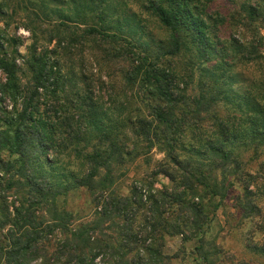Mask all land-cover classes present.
I'll list each match as a JSON object with an SVG mask.
<instances>
[{
    "label": "trees",
    "instance_id": "trees-1",
    "mask_svg": "<svg viewBox=\"0 0 264 264\" xmlns=\"http://www.w3.org/2000/svg\"><path fill=\"white\" fill-rule=\"evenodd\" d=\"M205 10L200 0L0 1V264H170L174 236L194 241L193 261L218 264L216 211L236 183L247 197L261 176L241 149L264 145L253 41L264 11L241 1L243 41L220 39ZM15 19L30 34L23 54L8 33ZM150 21L164 39H150ZM65 57L99 66L97 85L80 91ZM236 61L262 77L244 88L229 72ZM138 160L151 169L124 190ZM80 190L86 215L59 203Z\"/></svg>",
    "mask_w": 264,
    "mask_h": 264
},
{
    "label": "rangeland",
    "instance_id": "rangeland-1",
    "mask_svg": "<svg viewBox=\"0 0 264 264\" xmlns=\"http://www.w3.org/2000/svg\"><path fill=\"white\" fill-rule=\"evenodd\" d=\"M241 1L242 0H200L203 9H206L207 18H210L207 23L211 25L212 22L220 21L219 32L217 33L220 35V39L227 40L233 37L246 41L242 36V34H247L246 31H243L241 34L240 31H242V28L236 23ZM250 1L253 5L257 4L263 14L264 0ZM133 8L135 10L136 6H133ZM16 21L17 19L9 25L8 33L16 39L19 51L23 54L25 47L30 43V34L22 27L15 29ZM254 26L259 32L258 37L259 35L262 37V42H260L262 44L257 43L258 40L253 41H255V46H259L260 51L264 53V16L256 18L254 20ZM147 29L151 34L150 39H152V41L164 39L167 36L166 31L157 26L153 21L147 23ZM185 58L183 54H180L176 57V60L182 63ZM64 59L67 63L66 69L72 68L74 72L73 78L77 81L76 86L80 91H83L86 84L90 86L93 85V87L97 85V68L99 66L90 62L85 63V61L80 63L74 58V61L66 57ZM123 65V63L121 64L119 62L118 65L112 67L115 77L117 71L120 67H123ZM115 69L117 70L116 72ZM229 72L237 76L239 75V78L245 81L244 88L249 85V82H254V80H258L262 77L260 67L253 63L233 62V66ZM0 79H3L1 72ZM104 91L105 90L102 89L99 91L98 89L97 93L103 95ZM221 112L226 113L228 111L226 108H223ZM241 151L244 161L247 162V168L253 173H261V176L257 175L254 180L247 178L250 181L248 188L251 192L247 197H242L243 190L240 188V184L236 183V192L232 193L229 200L223 203L216 211L210 234L213 239H215L217 247L221 251L218 264H264V250H262L264 247V145L257 151H255L251 145H248L245 150L241 149ZM150 156L154 161L160 160L163 157L162 154L155 150L152 151ZM150 169L151 168H147L138 160L136 165L134 164L130 168L131 171L122 178L121 182L124 190L133 182H138V180L143 177V175L145 176ZM167 183V179L159 177L156 186L160 187L161 184ZM237 195L240 196L239 198L242 200V204H245L246 200L252 201L256 207H258L259 212L253 211L249 213L246 211L238 201L239 199L235 198ZM63 202L65 208L78 211L81 215H86L90 212L88 197L82 190L68 196L65 200L60 199V205ZM194 245V241L182 243L181 238L178 236L166 238L164 251L171 258L170 264H198L193 261L192 252Z\"/></svg>",
    "mask_w": 264,
    "mask_h": 264
}]
</instances>
